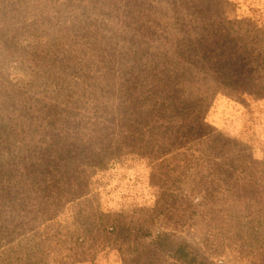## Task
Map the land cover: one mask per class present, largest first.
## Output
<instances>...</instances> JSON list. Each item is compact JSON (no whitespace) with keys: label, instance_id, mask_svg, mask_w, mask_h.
Returning a JSON list of instances; mask_svg holds the SVG:
<instances>
[{"label":"rangeland","instance_id":"1","mask_svg":"<svg viewBox=\"0 0 264 264\" xmlns=\"http://www.w3.org/2000/svg\"><path fill=\"white\" fill-rule=\"evenodd\" d=\"M261 26L264 0H0V264H184L181 241L206 264H264ZM210 32L240 38L233 81L255 95L176 65L213 135L172 143L152 68L164 36Z\"/></svg>","mask_w":264,"mask_h":264},{"label":"trees","instance_id":"2","mask_svg":"<svg viewBox=\"0 0 264 264\" xmlns=\"http://www.w3.org/2000/svg\"><path fill=\"white\" fill-rule=\"evenodd\" d=\"M257 29L260 33L259 35H261V41L264 40V31L262 30L263 26L257 27ZM143 32L145 31H142V34ZM238 39L240 40V38L232 36V38H229V40L226 39L222 41V36L220 34L211 32L209 33V36H187L184 33L175 35L172 38L164 36L163 46L165 47V49H163L161 52H164L165 55H168L165 60H162L161 66L159 64H155V66L160 67L152 68L156 73L154 76V80L152 81L151 88L154 89L156 95L158 96L156 102L158 113L163 115V122H160L159 124L156 123L153 126V130L156 135L167 133L168 141L176 143L179 140H184V145H186V143L190 141H192L193 143L198 142V144H201L203 140L210 139V137L213 135L211 131L212 127L210 128V125L205 123V112L201 109L202 105L196 103L195 99L198 98L196 91L192 90L189 93L184 90L183 97H181L179 94L180 90L177 89L179 87H174V85L176 86L180 81L185 82L188 80L187 78L181 77L177 70H174V67L176 65L178 67L182 65V74L197 75L203 73L205 70V77L208 78L207 76L210 74L209 76L215 82H221L222 75H224L225 77L223 80V84L229 87L233 93H237L239 94V96H244L247 94L255 95V92L249 91L246 85L240 84L239 81H233L234 74L232 67L238 60L239 47V44L237 47L235 42L233 41H236ZM217 50H219V52H217ZM185 63L189 64L187 68L185 67ZM217 68L221 70H217ZM136 87L137 83L134 82H132L131 85L127 87V98L137 95ZM108 91L110 92V90ZM112 94H115V96L121 94V96L119 97H122V89L120 90V92L114 90L112 91ZM121 102L122 104H124L127 102V99H124ZM191 107L195 108L197 112V115L195 117L196 121L203 123V126L205 125L210 130H206V128L201 129L203 126L198 124H190V122L186 120L187 117H180L176 121L169 123L165 122L168 119V115L172 117L176 115H182L183 113H185V111L190 110ZM0 127V129L7 130V127L3 125H0ZM0 136H3V134H0ZM183 136L186 139H181ZM218 136L219 137L217 138H213V143L221 145L220 151H222L223 154L221 155V158L228 157L231 161L240 160V157H236L232 153L228 154L227 152L229 150L224 149L225 143L223 142V134L219 133ZM63 142L67 143L66 140ZM86 143H88V141ZM235 144L238 145L237 143ZM213 147L215 148V145ZM242 149L246 151V145H244ZM1 150L2 149L0 148V151ZM6 150L8 151V149ZM71 153L72 150H70V154L65 156V158L67 159L66 164L69 162L70 165L73 166L76 161L75 157L71 156ZM249 155L250 154H248L247 156ZM7 164L8 158L6 157V155L0 154V173L2 177H7L8 179V167L6 168ZM225 166H227V162L221 164L220 168L222 169ZM171 247L172 253L176 257V259L180 260L184 264H206L205 261L203 259H200L199 255L193 251L188 242H174Z\"/></svg>","mask_w":264,"mask_h":264}]
</instances>
